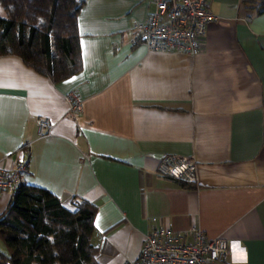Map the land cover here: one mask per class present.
<instances>
[{
    "label": "crops",
    "instance_id": "0c3cea01",
    "mask_svg": "<svg viewBox=\"0 0 264 264\" xmlns=\"http://www.w3.org/2000/svg\"><path fill=\"white\" fill-rule=\"evenodd\" d=\"M256 4L208 0L217 19L194 55L132 43L151 0H84L80 69L61 80L0 55V167L27 156L22 181L65 203L73 195L94 204L99 264L135 258L158 225L224 238L227 260L209 264H264V11ZM69 92L81 100L77 112ZM39 118L51 122L41 136ZM166 154L193 157L196 182L158 175ZM10 197L0 192V213Z\"/></svg>",
    "mask_w": 264,
    "mask_h": 264
},
{
    "label": "trees",
    "instance_id": "16d2710c",
    "mask_svg": "<svg viewBox=\"0 0 264 264\" xmlns=\"http://www.w3.org/2000/svg\"><path fill=\"white\" fill-rule=\"evenodd\" d=\"M84 0H0V55L14 54L53 81L80 69L76 15ZM256 9L264 11V0ZM95 205L65 203L49 190L21 182L0 213V264H99Z\"/></svg>",
    "mask_w": 264,
    "mask_h": 264
},
{
    "label": "built area",
    "instance_id": "2783aa9c",
    "mask_svg": "<svg viewBox=\"0 0 264 264\" xmlns=\"http://www.w3.org/2000/svg\"><path fill=\"white\" fill-rule=\"evenodd\" d=\"M154 8L145 19L133 25L132 43L143 44L149 51H178L190 55L199 52L207 23L217 17L208 9V0H151ZM71 112L81 109V100L74 93L67 94ZM38 134L51 127L47 118L37 121ZM30 143L22 148L26 155ZM158 175L184 184L196 182V165L191 156L166 154L155 167ZM27 172V156L18 160L11 169L0 167V192H12L22 182ZM228 256L227 242L222 237L207 238L195 225L183 231L158 225L145 235L138 255L125 259L121 264H209L225 262Z\"/></svg>",
    "mask_w": 264,
    "mask_h": 264
},
{
    "label": "rangeland",
    "instance_id": "374dc122",
    "mask_svg": "<svg viewBox=\"0 0 264 264\" xmlns=\"http://www.w3.org/2000/svg\"><path fill=\"white\" fill-rule=\"evenodd\" d=\"M4 10H3V7L2 6H0V15H4ZM3 243H2V241L0 240V249H3Z\"/></svg>",
    "mask_w": 264,
    "mask_h": 264
}]
</instances>
